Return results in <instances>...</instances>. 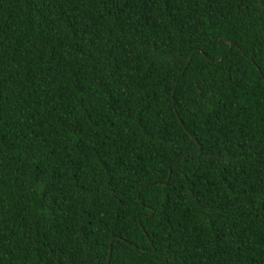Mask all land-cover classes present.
Listing matches in <instances>:
<instances>
[{"label": "trees", "instance_id": "1", "mask_svg": "<svg viewBox=\"0 0 264 264\" xmlns=\"http://www.w3.org/2000/svg\"><path fill=\"white\" fill-rule=\"evenodd\" d=\"M0 264H264V0H0Z\"/></svg>", "mask_w": 264, "mask_h": 264}, {"label": "water", "instance_id": "2", "mask_svg": "<svg viewBox=\"0 0 264 264\" xmlns=\"http://www.w3.org/2000/svg\"><path fill=\"white\" fill-rule=\"evenodd\" d=\"M234 43L233 42H230L229 43V47L230 46H232ZM189 60H190V56L187 58V61H186V65H187V63L189 62ZM172 107H173V103H172ZM174 109V108H173ZM176 114V113H175ZM176 117H177V119H178V121L181 123V121H180V119L178 118V116H177V114H176ZM199 149V146L197 147V150ZM109 248H110V246H109ZM154 250H152V252H153Z\"/></svg>", "mask_w": 264, "mask_h": 264}]
</instances>
